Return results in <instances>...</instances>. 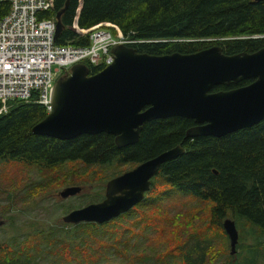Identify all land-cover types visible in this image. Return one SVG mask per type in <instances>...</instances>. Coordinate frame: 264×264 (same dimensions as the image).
<instances>
[{"label": "trees", "instance_id": "1", "mask_svg": "<svg viewBox=\"0 0 264 264\" xmlns=\"http://www.w3.org/2000/svg\"><path fill=\"white\" fill-rule=\"evenodd\" d=\"M63 2L51 0V10L39 19L50 18ZM7 11L8 4L0 2V19ZM60 24L54 39L57 46L84 47L88 33L95 28L113 35L133 33L131 38L147 41L133 49L149 55L190 54L212 45H219L222 53L229 55L251 53L264 46V2L253 0H68ZM88 68L90 75L101 70L98 66ZM223 89L227 88L218 86L211 91ZM8 105V111L0 115L2 162L42 168L74 162L95 168L124 164L133 168L176 146L182 153L160 166L141 202L109 222L44 227L34 219L17 221L13 233L0 241V264H148L137 254L139 244L145 242L137 234H148V213L172 195L208 203L210 223L215 227L221 229L224 218L234 222L238 252L228 257L229 264L257 263V256L243 240L250 237L257 243L264 235V119L220 138L193 139L184 138V132L194 125L192 120H153L141 127L135 144L119 149L113 137L104 133L66 141L32 135L30 129L46 115L44 109L33 100H15ZM102 199L97 194L87 204ZM206 239L189 237L176 250L156 254L155 264H214L207 254L208 245L197 246ZM189 240L193 241L187 244Z\"/></svg>", "mask_w": 264, "mask_h": 264}, {"label": "water", "instance_id": "2", "mask_svg": "<svg viewBox=\"0 0 264 264\" xmlns=\"http://www.w3.org/2000/svg\"><path fill=\"white\" fill-rule=\"evenodd\" d=\"M264 2V0H253ZM54 14L55 38L62 26ZM113 61L95 74L83 64L56 78L50 91L51 110L30 129L35 136L66 141L104 133L116 148L133 145L141 127L172 117L192 120L185 139L220 138L250 128L264 119V46L251 52L222 53L219 45L190 53L149 55L122 45L110 49ZM247 84L237 86L240 82ZM227 89L212 92V88ZM229 86H234L228 88ZM182 153L179 146L163 151L107 180L103 199L64 214L66 225L109 222L142 201L160 166ZM81 187L61 189L60 200L79 195ZM4 221L0 220V227ZM234 255L237 231L229 218L221 221Z\"/></svg>", "mask_w": 264, "mask_h": 264}, {"label": "rangeland", "instance_id": "3", "mask_svg": "<svg viewBox=\"0 0 264 264\" xmlns=\"http://www.w3.org/2000/svg\"><path fill=\"white\" fill-rule=\"evenodd\" d=\"M130 168L129 164L117 168H95L76 162L42 168L0 161V219L5 220L0 228V241L6 240L13 233L14 223L17 225V221L24 219H34L38 226L44 227L61 224L60 218L64 214L86 205L97 194L103 196L104 179ZM70 186L81 187L80 194L65 200L56 197L61 189ZM208 208L209 204L206 202L189 196L172 195L157 209L148 213L149 232H138L139 240L145 242L139 244L137 254H141L148 264H155L156 254L174 251L189 237L191 239L192 236H198L207 237V241H200L197 246L201 248L208 245L207 254L213 257L214 264H229L228 240L226 236L225 239L221 236L225 235L222 228L210 223ZM141 225H145V222ZM192 241H187V244ZM243 242L252 255L257 256V263L254 264H264V235L259 237L257 243L250 237ZM237 252L235 246L234 255Z\"/></svg>", "mask_w": 264, "mask_h": 264}, {"label": "built area", "instance_id": "4", "mask_svg": "<svg viewBox=\"0 0 264 264\" xmlns=\"http://www.w3.org/2000/svg\"><path fill=\"white\" fill-rule=\"evenodd\" d=\"M8 4L0 19V115L11 101L33 100L46 114L51 110L50 91L57 77L68 74L71 66H108L113 61L110 49L117 45L133 48L147 41L133 33L112 34L95 28L87 35L84 47L54 44L55 21L39 19L51 10V0H0Z\"/></svg>", "mask_w": 264, "mask_h": 264}, {"label": "bare ground", "instance_id": "5", "mask_svg": "<svg viewBox=\"0 0 264 264\" xmlns=\"http://www.w3.org/2000/svg\"><path fill=\"white\" fill-rule=\"evenodd\" d=\"M213 91V90H212ZM7 107H9V105L7 104Z\"/></svg>", "mask_w": 264, "mask_h": 264}, {"label": "flooded vegetation", "instance_id": "6", "mask_svg": "<svg viewBox=\"0 0 264 264\" xmlns=\"http://www.w3.org/2000/svg\"><path fill=\"white\" fill-rule=\"evenodd\" d=\"M1 220V219H0ZM4 221V220H3ZM3 226V225H2ZM232 256H234V255H232Z\"/></svg>", "mask_w": 264, "mask_h": 264}]
</instances>
